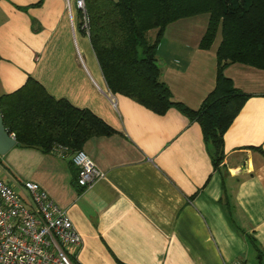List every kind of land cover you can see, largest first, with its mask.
Wrapping results in <instances>:
<instances>
[{"label":"crops","instance_id":"obj_1","mask_svg":"<svg viewBox=\"0 0 264 264\" xmlns=\"http://www.w3.org/2000/svg\"><path fill=\"white\" fill-rule=\"evenodd\" d=\"M196 18L170 22L157 53L172 99L193 109L216 85L220 42L201 47L209 17ZM80 22L77 0H0V95L31 75L97 113L114 132L83 148L105 175L83 187L72 150L16 142L0 153V177L20 191L35 180L66 209L83 238L77 264H264L251 238L264 249V68L224 69L249 96L216 166L196 119L110 90Z\"/></svg>","mask_w":264,"mask_h":264},{"label":"trees","instance_id":"obj_2","mask_svg":"<svg viewBox=\"0 0 264 264\" xmlns=\"http://www.w3.org/2000/svg\"><path fill=\"white\" fill-rule=\"evenodd\" d=\"M84 1L80 25L89 34L110 90L155 112L165 113L176 106L196 119L218 166L225 155L224 133L249 96L234 85L224 69L236 61L264 68V0ZM204 12L209 13V20L200 46L209 48L221 32L217 78L214 89L193 109L172 99L157 53L170 22ZM0 110L5 126L15 133L17 145L35 146L44 152L59 144L74 151L83 148L93 135L114 132L93 110L53 96L31 75L18 89L0 95ZM251 238L264 262V249Z\"/></svg>","mask_w":264,"mask_h":264},{"label":"built area","instance_id":"obj_3","mask_svg":"<svg viewBox=\"0 0 264 264\" xmlns=\"http://www.w3.org/2000/svg\"><path fill=\"white\" fill-rule=\"evenodd\" d=\"M77 4L83 8L85 1ZM72 158L81 186L105 175L84 148L74 150ZM21 188L0 177V264H76L73 249L83 238L66 209L35 180H23Z\"/></svg>","mask_w":264,"mask_h":264},{"label":"water","instance_id":"obj_4","mask_svg":"<svg viewBox=\"0 0 264 264\" xmlns=\"http://www.w3.org/2000/svg\"><path fill=\"white\" fill-rule=\"evenodd\" d=\"M17 142L4 123L3 114L0 110V153L7 152Z\"/></svg>","mask_w":264,"mask_h":264},{"label":"rangeland","instance_id":"obj_5","mask_svg":"<svg viewBox=\"0 0 264 264\" xmlns=\"http://www.w3.org/2000/svg\"><path fill=\"white\" fill-rule=\"evenodd\" d=\"M209 17V13L207 12H204V13H199L197 14V18L196 19H200V21H203L204 19H208ZM198 24V23H197ZM154 30H151L149 33V37H152L154 35ZM221 40V32L219 31L218 34H217V37L215 39V42H219Z\"/></svg>","mask_w":264,"mask_h":264}]
</instances>
